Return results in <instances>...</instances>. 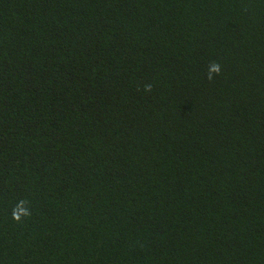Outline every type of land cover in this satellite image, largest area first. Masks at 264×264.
Instances as JSON below:
<instances>
[{"label": "trees", "instance_id": "obj_1", "mask_svg": "<svg viewBox=\"0 0 264 264\" xmlns=\"http://www.w3.org/2000/svg\"><path fill=\"white\" fill-rule=\"evenodd\" d=\"M0 264H264V0H0Z\"/></svg>", "mask_w": 264, "mask_h": 264}, {"label": "clouds", "instance_id": "obj_2", "mask_svg": "<svg viewBox=\"0 0 264 264\" xmlns=\"http://www.w3.org/2000/svg\"><path fill=\"white\" fill-rule=\"evenodd\" d=\"M214 70H215V71H219V68H218V66H216V67L214 68Z\"/></svg>", "mask_w": 264, "mask_h": 264}]
</instances>
